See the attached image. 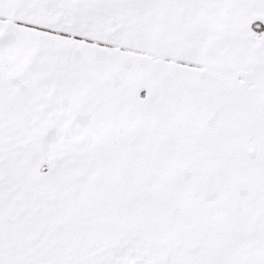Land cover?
<instances>
[{"label": "snow or ice", "instance_id": "obj_1", "mask_svg": "<svg viewBox=\"0 0 264 264\" xmlns=\"http://www.w3.org/2000/svg\"><path fill=\"white\" fill-rule=\"evenodd\" d=\"M0 264H264V0H0Z\"/></svg>", "mask_w": 264, "mask_h": 264}]
</instances>
